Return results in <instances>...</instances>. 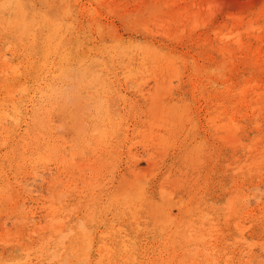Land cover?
Returning a JSON list of instances; mask_svg holds the SVG:
<instances>
[{"label":"rangeland","instance_id":"374dc122","mask_svg":"<svg viewBox=\"0 0 264 264\" xmlns=\"http://www.w3.org/2000/svg\"><path fill=\"white\" fill-rule=\"evenodd\" d=\"M261 34L264 0H0V264H264Z\"/></svg>","mask_w":264,"mask_h":264},{"label":"bare ground","instance_id":"6f19581e","mask_svg":"<svg viewBox=\"0 0 264 264\" xmlns=\"http://www.w3.org/2000/svg\"><path fill=\"white\" fill-rule=\"evenodd\" d=\"M27 1H29V0H27ZM181 1V0H180ZM211 1V0H210ZM171 3V2H170ZM21 4V3H20ZM165 4V3H164ZM208 4V3H207ZM193 5H194V3L192 2V7H193ZM213 6V5H212ZM216 6V5H215ZM93 7V6H92ZM197 7H198V5H197ZM210 7H211V5H210ZM247 7V6H246ZM201 8H202V4H201ZM216 8V7H215ZM230 8V7H229ZM109 9V8H108ZM207 9H208V7H207ZM210 10V9H209ZM220 10V9H219ZM211 11V10H210ZM209 11V12H210ZM70 12V11H69ZM179 12H181V11H179ZM213 12V11H212ZM219 12V11H218ZM31 13V12H30ZM29 13V14H30ZM6 14V13H5ZM48 14V13H47ZM74 14V13H73ZM174 14V13H173ZM198 14H199V12H198ZM198 14H197V16H198ZM46 15V14H45ZM99 15V14H98ZM209 15H213V14H209ZM226 15V14H225ZM26 16H28V15H26ZM188 16V15H187ZM196 16V15H195ZM205 16V15H204ZM46 17V16H45ZM44 17V18H45ZM51 17V16H50ZM104 17V16H103ZM192 17H193V15H192ZM191 17V18H192ZM210 17V16H209ZM231 17H233L234 19H235V15H233V16H231ZM237 17H238V15H237ZM236 17V18H237ZM43 18V19H44ZM183 18V17H182ZM194 18V17H193ZM202 18V17H201ZM34 19V18H33ZM210 19V18H209ZM248 19H250V17L248 18ZM53 20V19H52ZM193 20V19H192ZM201 20V19H200ZM237 20H238V18H237ZM240 20H241V18H240ZM34 21V20H33ZM46 21H47V19H46ZM202 21V20H201ZM54 22V21H53ZM52 22V23H53ZM167 22V21H166ZM204 22H205V20H204ZM203 22V23H204ZM247 23L248 22H250V23H252L253 21L252 20H248V21H246ZM193 23L194 24H196L195 22H194V20H193ZM202 23V22H201ZM205 23H207V21L205 22ZM247 23H246V25H247ZM249 23V25H252V24H250ZM28 24V23H27ZM200 25V23L199 22H197V25ZM29 25V24H28ZM174 25V24H173ZM202 25V24H201ZM246 25H244L245 27H246ZM249 25H247V29L248 28H250L251 30H252V28L255 26L256 28H258L257 26H259V28H260V25H254V26H251V27H249ZM184 26V25H183ZM192 27H193V25H191ZM197 26H194V28H196ZM254 27V28H255ZM149 28V27H148ZM161 28V27H160ZM166 28V27H165ZM253 28V29H254ZM258 28V29H259ZM144 29V28H143ZM185 29V28H184ZM191 29V28H190ZM230 29V28H229ZM244 29H246V28H244ZM243 29V30H244ZM246 29V31L248 32V30ZM261 29V28H260ZM23 30V29H22ZM181 30V29H180ZM215 31V30H214ZM217 32H218V30H216ZM253 31V30H252ZM257 31V30H256ZM23 32V31H22ZM162 32H163V30H162ZM236 32V34L238 35V38H239V34H240V31L239 30H237V31H235ZM238 32H239V34H238ZM202 34V33H201ZM22 35V34H21ZM170 35V34H169ZM174 35V34H173ZM222 35V34H221ZM227 35H229V34H227ZM234 35V34H233ZM220 37V36H219ZM233 37V36H232ZM237 38V39H238ZM258 38L259 39H261L262 41H264V35L263 34H261V35H259L258 36ZM236 39V38H235ZM225 40H227L226 39V37H225ZM224 40V41H225ZM239 41V44L242 46V47H248L247 45H246V43L245 42H243L241 39H239L238 40ZM233 43V42H232ZM231 43V44H232ZM237 44V43H236ZM14 47V46H13ZM148 47V46H147ZM242 47H240V49L242 48ZM146 49H148V48H146L145 47V50ZM150 49V48H149ZM226 50V53L228 52H231V50L230 49H228V48H225ZM239 49V48H238ZM50 52V51H49ZM146 53V56H148V57H154L155 56V54H154V52L152 51V52H148V51H146L145 52ZM50 53H47L45 56H48ZM125 54V53H124ZM152 54V55H151ZM154 54V55H153ZM160 54V53H159ZM159 54H156V55H159ZM251 54H258V56H257V58H256V62H255V65H256V68L257 67H261V65H262V63H261V60H262V58H263V56H262V54H261V49H258V50H255V51H253V53L251 52ZM5 56V55H4ZM161 56V55H160ZM242 56V55H241ZM163 57V56H162ZM46 59V58H45ZM152 59V58H151ZM163 59V58H162ZM157 60H159V59H157ZM231 60V59H230ZM144 61V60H143ZM172 61V60H171ZM5 62L6 61H4V63L3 64H5ZM99 63V62H98ZM99 65V64H98ZM156 66V65H155ZM18 65L17 66H12L11 64H10V62L8 63H6V65H4V67H3V69H2V72L4 73V75H5V73L6 72H8L9 70L10 71H13L12 72V74H20V71H18ZM160 69V68H159ZM95 70V69H94ZM175 70V69H174ZM257 70V69H256ZM261 71H263V69L261 68L260 69ZM163 71V70H162ZM178 71V70H177ZM219 71V70H218ZM228 71V72H227ZM232 71H233V67H227L226 68V73H225V75L227 76L226 77V79H227V81L229 80V78H230V74L232 73ZM89 72V71H88ZM10 73V72H9ZM92 73V72H91ZM159 73V72H158ZM18 74V75H19ZM86 74V73H85ZM88 74V73H87ZM99 74V73H98ZM132 75V74H131ZM9 76V75H8ZM14 76V75H13ZM17 76V75H16ZM153 76V75H152ZM151 76V77H152ZM165 77V76H164ZM9 78V77H8ZM125 78V77H124ZM148 78V77H147ZM146 80H148V79H146ZM99 81V80H98ZM168 82V81H167ZM142 83V82H141ZM168 84V83H167ZM169 84H170V82H169ZM171 84H173V82L171 83ZM170 84V85H171ZM26 85V84H25ZM107 85V84H106ZM261 82L260 81H258V80H255V76H251V78H248V80L246 79V82H245V84H243V85H241L240 86V88H239V90L237 91L239 94H240V96H241V100H240V104H241V106H244V105H246V104H248L249 103V95H250V92L251 91H255L256 89H257V87L258 88H261ZM262 85L264 86V82H262ZM133 86V85H132ZM169 86V85H168ZM166 87V85H165V87L167 88V89H170L169 87ZM20 87V86H19ZM162 86H160V88H161ZM198 87V86H197ZM235 82L233 81L232 83L231 82H229V85L227 86V87H225L224 88V94H225V97L227 98V96H231V95H233L234 94V92H235ZM143 89V88H142ZM162 89V88H161ZM9 91H11V92H13V90H15V89H11L10 87H9V89H8ZM160 90V89H159ZM17 91V90H16ZM15 91V92H16ZM142 91V90H141ZM161 91H163V90H161ZM261 91V90H260ZM14 92V95L16 94ZM204 92V91H203ZM262 92V91H261ZM42 93V92H41ZM44 91H43V93H42V96H44ZM141 93V92H140ZM161 93V92H160ZM46 94V93H45ZM257 94V93H256ZM12 95V93H10V96ZM14 95H12V97H11V99H13L14 98ZM261 95L263 96L264 95V92H263V94L261 93ZM8 96V95H7ZM145 96V95H144ZM160 96H161V94H160ZM162 97V96H161ZM160 98V97H159ZM165 98V97H164ZM225 98V99H226ZM256 98V97H255ZM9 99V98H8ZM15 99V98H14ZM255 100V99H254ZM13 101V100H12ZM160 101V100H159ZM159 101H158V104H159V106H161L160 104L162 103V102H160L159 103ZM14 102V101H13ZM113 102V101H112ZM16 102H14V104H15ZM218 103V102H217ZM185 104V103H184ZM174 105V104H173ZM11 106V105H10ZM163 106H165V105H163ZM171 106V105H170ZM1 107V106H0ZM12 107V106H11ZM175 107V106H174ZM252 107V106H251ZM6 108V107H5ZM202 108V107H201ZM3 109V108H2ZM18 109H20V108H18ZM151 109V108H150ZM157 109H161L160 107H158ZM179 109V108H178ZM184 109V108H183ZM1 110V109H0ZM108 110V109H107ZM185 110V109H184ZM13 111H15L14 113H15V115H13L12 114V112H10V110H2L1 111V115L2 116H5V117H10V116H12V117H14V118H16L17 119V121H18V114H17V110H13ZM21 111V110H20ZM156 111V110H155ZM160 111V110H159ZM158 110H157V113L159 112ZM175 111V110H174ZM182 112H183V110H181ZM235 111V110H234ZM150 112H151V110H150ZM164 112V111H163ZM173 112V111H172ZM172 112H170V113H172ZM167 113V112H166ZM174 113V112H173ZM159 114V113H158ZM158 114H156L155 116H156V118L158 117V116H160V114L158 115ZM158 115V116H157ZM217 115V114H216ZM4 117V118H5ZM153 117V116H152ZM180 117V116H179ZM213 118L211 119V121L210 122H212L211 124H213V127H214V130L215 131H219V132H222V130H224V129H227V130H229V133L231 132V134L232 133H235V132H237L238 130H240L241 128H242V124L240 123V121L239 120H237L236 119V117H235V115H232L231 117H230V119H228V120H222V119H219V118H217V117H219V116H217V117H215L214 118V116H212ZM20 118H21V116H20ZM10 119V118H9ZM16 119H14V120H16ZM154 119V118H153ZM163 119V118H162ZM166 119V118H165ZM179 119V118H178ZM181 119V118H180ZM180 119H179V121H180ZM219 120V122H217L218 120ZM3 121V120H2ZM10 121H11V119H10ZM151 121V120H150ZM161 121V120H160ZM167 121V120H166ZM208 121V120H207ZM257 122V121H256ZM173 123V122H172ZM195 123V122H194ZM103 124V123H102ZM158 124H160V123H158ZM170 124V123H169ZM256 124V123H255ZM1 126V125H0ZM111 126V125H110ZM150 126V125H149ZM155 126V125H154ZM159 127V126H158ZM4 129H5V127H4ZM99 129V128H98ZM165 129V128H164ZM28 130H30V129H27V133H25L24 135H23V137H22V139L23 140H21V141H24V140H27V141H25L24 143H25V150H27L28 148H30L31 146H32V144L34 143V141L35 140H37L38 142H39V144H40V142H41V140L40 139H38L39 137H38V135L35 133V134H32V136H31V133H28ZM227 130H225V131H227ZM151 131V130H150ZM32 132V131H31ZM228 132V131H227ZM33 133V132H32ZM147 133V132H146ZM169 133V132H168ZM104 134V133H103ZM216 136H218V135H216ZM233 136V135H232ZM232 136H230V137H232ZM5 137H8V136H5ZM166 137V136H165ZM164 137V138H165ZM224 137V136H223ZM146 138V137H145ZM152 138V137H151ZM258 138V137H257ZM260 138V137H259ZM236 138H234L233 140H232V143H233V141L235 140ZM261 139V138H260ZM36 141V142H37ZM236 141H238L237 139H236ZM165 142H166V140H165ZM171 142V141H170ZM52 143V142H51ZM199 143V142H198ZM234 143H236V142H234ZM239 143H241V142H239ZM36 145V147H39L40 145ZM170 144V143H169ZM48 145H51L50 143L48 144ZM103 145V144H102ZM198 147V146H197ZM201 147V146H200ZM211 147V146H210ZM253 147H255V146H253ZM35 148V147H34ZM193 148V147H192ZM40 149V148H39ZM42 149V148H41ZM40 149V150H41ZM247 149V148H246ZM50 150H51V148H50ZM53 150V149H52ZM42 151H43V149H42ZM200 151V150H199ZM38 152V151H37ZM49 152V151H48ZM212 152H213V150H212ZM162 153V152H161ZM196 153V152H195ZM198 153V152H197ZM38 154H39V152H38ZM46 154V153H45ZM107 155V154H106ZM154 155V154H153ZM185 155V154H184ZM198 155V154H197ZM43 157H46V155H43ZM191 157V156H190ZM41 158V157H40ZM159 158V157H158ZM197 158V157H196ZM46 159V158H45ZM189 159H191V158H189ZM41 160V159H40ZM69 160V159H68ZM94 160V159H93ZM263 160V159H262ZM152 161H153V159H152ZM255 161V160H254ZM98 162V161H97ZM152 163V162H151ZM197 163V162H196ZM102 164V163H101ZM150 164V163H149ZM153 166V165H152ZM240 167V166H239ZM136 168V167H135ZM101 169V168H100ZM238 169V168H237ZM98 170V169H97ZM134 170V169H133ZM137 171H140L139 170V168L137 169ZM132 172V171H131ZM155 172V171H154ZM98 173V172H97ZM138 172H136V174H137ZM141 173V172H140ZM143 173V172H142ZM141 173V174H142ZM151 173V172H150ZM168 173V172H167ZM134 174H135V172H134ZM136 177V176H135ZM139 179H140V177L141 176H137ZM143 179H145V178H143ZM142 180V179H141ZM176 180V179H175ZM164 182V181H163ZM172 182V181H171ZM132 183H135V182H133L132 181ZM172 183H176V182H172ZM178 184V183H177ZM140 185V184H139ZM142 185V184H141ZM176 185V184H175ZM131 187V186H130ZM139 187V186H138ZM135 188V187H134ZM132 192V191H131ZM163 192H164V189H163ZM134 193V192H133ZM173 193V192H172ZM140 194H142V193H140ZM161 194H163V193H161ZM131 196V195H130ZM164 196V195H163ZM10 197V196H9ZM171 197V196H170ZM169 197V198H170ZM134 198V197H133ZM169 198H168V200H169ZM51 199V198H50ZM193 199V198H192ZM166 201H167V199H166ZM181 201H182V199H181ZM50 202H53V199L52 200H50ZM151 202V201H150ZM169 202V201H168ZM180 202V201H179ZM153 203V202H152ZM152 203H151V208L153 207L152 206ZM171 203V202H170ZM173 203H175L174 201H173ZM54 204V203H53ZM161 204V203H160ZM172 204V203H171ZM126 205V204H125ZM246 205V204H245ZM49 206V205H48ZM164 206V205H163ZM168 206H171V205H169L168 204ZM173 206V205H172ZM177 206V205H176ZM16 207V206H15ZM51 208L50 209H52L53 210V208H52V205L50 206ZM53 207H55V206H53ZM56 208V207H55ZM55 208H54V210H55ZM138 208V207H137ZM154 208V207H153ZM190 208V207H189ZM49 209V208H48ZM49 209V210H50ZM53 210V211H54ZM51 212V215H52V213H54V212ZM187 211V210H186ZM56 212V211H55ZM169 212V211H168ZM205 212V211H204ZM203 212V213H204ZM169 214H171V213H169ZM205 214H206V212H205ZM54 215V214H53ZM52 215V216H53ZM158 215V214H157ZM161 215H166V214H162L161 213ZM56 216V215H55ZM167 216V215H166ZM207 216V215H206ZM165 217V216H164ZM172 217V216H171ZM205 217V216H204ZM203 217V218H204ZM53 219H54V217H53ZM55 220V219H54ZM53 220V221H54ZM168 220V219H167ZM50 221H52V220H50ZM191 222V221H190ZM239 222V221H238ZM169 223V222H168ZM60 224L61 223H59L58 225V227L60 228ZM190 224V223H189ZM51 225H53V224H51ZM48 226V225H47ZM55 226V225H54ZM58 227H54V229L55 228H57V231L59 230V228ZM235 227V226H234ZM237 227H238V229H239V232L240 233H242V230H243V226H241V225H237ZM241 228H242V230H241ZM60 231V230H59ZM238 231V230H237ZM32 232V231H31ZM213 263V262H212ZM8 264V263H7Z\"/></svg>","mask_w":264,"mask_h":264}]
</instances>
